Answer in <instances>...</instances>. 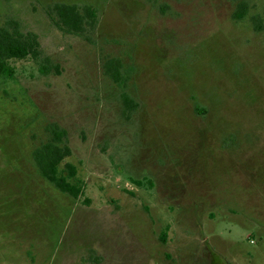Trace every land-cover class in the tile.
Wrapping results in <instances>:
<instances>
[{
    "label": "rangeland",
    "instance_id": "rangeland-1",
    "mask_svg": "<svg viewBox=\"0 0 264 264\" xmlns=\"http://www.w3.org/2000/svg\"><path fill=\"white\" fill-rule=\"evenodd\" d=\"M56 4L94 8V29L57 31ZM9 21L60 74L0 78V264H264V0H0ZM52 124L78 200L33 163Z\"/></svg>",
    "mask_w": 264,
    "mask_h": 264
},
{
    "label": "trees",
    "instance_id": "trees-1",
    "mask_svg": "<svg viewBox=\"0 0 264 264\" xmlns=\"http://www.w3.org/2000/svg\"><path fill=\"white\" fill-rule=\"evenodd\" d=\"M51 22L57 31L82 37L94 29L97 23V11L90 7L79 8L76 5L56 4L52 7ZM245 3L237 4L232 19L240 21L247 15ZM255 30L259 25L253 22ZM29 63L40 76L60 74V68L53 64L43 53L34 33L22 32L12 21L0 25V78L12 80L15 77V64ZM106 77L120 90L122 113L125 117L133 113L136 102L125 91L127 74L118 59H107L103 64ZM66 132L58 125L44 128V138L32 150V159L39 175L60 193L78 200L83 193V182L78 178L77 168L67 162L70 149L66 144Z\"/></svg>",
    "mask_w": 264,
    "mask_h": 264
}]
</instances>
